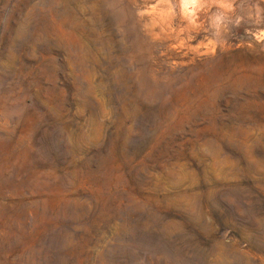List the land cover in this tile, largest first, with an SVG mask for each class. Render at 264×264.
Returning a JSON list of instances; mask_svg holds the SVG:
<instances>
[{"label":"rangeland","instance_id":"rangeland-1","mask_svg":"<svg viewBox=\"0 0 264 264\" xmlns=\"http://www.w3.org/2000/svg\"><path fill=\"white\" fill-rule=\"evenodd\" d=\"M159 3L112 41L76 0L63 41L52 0H0V264H264V0L190 40L135 28Z\"/></svg>","mask_w":264,"mask_h":264},{"label":"bare ground","instance_id":"bare-ground-1","mask_svg":"<svg viewBox=\"0 0 264 264\" xmlns=\"http://www.w3.org/2000/svg\"><path fill=\"white\" fill-rule=\"evenodd\" d=\"M75 1L76 0H52L53 5L51 6V17L55 26L54 32L57 39L61 38L63 41H66L67 37L71 34V30L73 29V20L76 16L72 10V5ZM171 1H173V3H171L174 6V12L172 11V5L170 4L169 0H160L159 3L162 6L166 4L169 8L168 10L159 9L158 11L157 8L154 7L151 8V10L147 8L141 12L139 9V15L141 19H137V21H135V28L137 27L139 28L138 30H140V28L143 27V30L147 31L149 25L153 24V26H156L155 19L157 15L161 16V22L166 24V21L163 18L165 13L169 11L171 15L174 13L176 19H178V22L180 23L177 25V29L175 31L177 38L180 35H185L187 33L186 37L190 40L192 38V33H196L203 24L201 17L202 15L210 12L213 6H218L223 10L228 11L229 8L231 9L234 0ZM81 2L83 5L82 7L88 8L90 12L93 10L92 6L95 7L94 11L98 12L96 16V23L99 28L107 26V33L110 35L112 41H114V33H116L117 30L123 27L126 23L125 21H127L126 19L128 12H130L131 9H137L138 4V0H81ZM81 17L85 23L84 16L82 15ZM163 33L164 32H162V34ZM151 34L154 36V38L158 39L159 36L155 34L154 31ZM155 45L156 43L149 39L146 33L143 34L141 31V35L140 33L137 34V40L134 42L133 47L130 48L129 53L134 55L141 53L149 54L154 52V48H156ZM67 51L64 52L67 53ZM121 51L125 52L126 50L123 48Z\"/></svg>","mask_w":264,"mask_h":264}]
</instances>
